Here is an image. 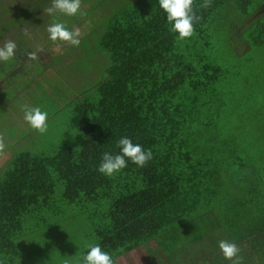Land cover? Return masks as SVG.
Here are the masks:
<instances>
[{
    "label": "trees",
    "instance_id": "obj_1",
    "mask_svg": "<svg viewBox=\"0 0 264 264\" xmlns=\"http://www.w3.org/2000/svg\"><path fill=\"white\" fill-rule=\"evenodd\" d=\"M192 9L199 17L193 34L178 40L157 0H117L96 41L99 54L110 64L95 91L79 94L73 105L70 126L82 136L81 149L64 146L45 154L22 148L13 151L3 167L0 264H18L16 241L29 235L28 224L57 208V188L63 201L78 211L107 208L105 223L96 229V244L110 254L113 264L140 249L150 264H218L224 261L220 251L204 249L203 255L214 260H195L191 247L203 239L209 242L211 219L227 208L236 212L228 219L247 225L236 239L246 241L244 246L258 241L264 232L258 216L264 213V195H255L256 202L250 201L254 207L248 208L240 195L216 192L218 171L199 143L197 127L202 110L214 101L209 96L217 84L226 81L232 69L254 65V57L264 58V0H193ZM21 16L15 1L0 0V36ZM230 29L225 45L235 62L226 67L215 58L217 47L224 44L216 35ZM15 50L32 55L0 62V70H13L6 81L35 76L41 61L21 46ZM3 84L0 105L8 107ZM123 136L150 150L152 158L142 167L128 163L111 177L100 174L103 153H117ZM235 163V174L253 170L245 160ZM225 225L220 221L223 229ZM241 247L239 257L248 250Z\"/></svg>",
    "mask_w": 264,
    "mask_h": 264
},
{
    "label": "rangeland",
    "instance_id": "obj_2",
    "mask_svg": "<svg viewBox=\"0 0 264 264\" xmlns=\"http://www.w3.org/2000/svg\"><path fill=\"white\" fill-rule=\"evenodd\" d=\"M13 1L20 6L22 16L1 34L0 47L6 41H13L24 52H32L41 64L37 65V74L26 80L21 76L6 81L13 70L8 71L7 67L0 70V85L4 83L2 98L10 100L7 108L0 105V131H3L0 143L14 151L24 148L52 154L64 146L78 151L82 136L70 126L74 101L84 91H95L110 64L107 56L99 54L96 41L101 38L117 0H80L83 15L78 12L72 16L58 11L49 14L46 9L52 6V0ZM4 2L8 4L9 0ZM56 22L70 31L78 30L79 45L50 41L47 27ZM231 30L216 35L224 44L217 47L215 58L226 67L235 62L233 51L225 45ZM13 56L29 58L28 53L18 52ZM247 59L249 63L250 58ZM253 60L254 65L243 63L244 67L232 69L233 74L217 84L216 93L209 96L214 99L209 101L213 106L202 110L197 127L199 143L206 147L211 166L218 171L216 192L240 195V202H248V208L254 207L250 201H254L255 195H264V58L257 56ZM29 106L47 113L45 133L38 134L23 118L18 119ZM7 151L3 155L8 160L11 153ZM236 159L245 160L253 170L243 169L245 172L235 174ZM54 199L57 208L28 224L29 235L16 241L20 251L18 264H79L87 247L96 244V229L105 223L107 208L90 206L81 211L71 208L63 201L61 188L56 189ZM215 215L217 225L220 221L224 225L231 220L228 217L235 218L236 212L227 208ZM117 260L119 264L151 261L144 249Z\"/></svg>",
    "mask_w": 264,
    "mask_h": 264
},
{
    "label": "clouds",
    "instance_id": "obj_3",
    "mask_svg": "<svg viewBox=\"0 0 264 264\" xmlns=\"http://www.w3.org/2000/svg\"><path fill=\"white\" fill-rule=\"evenodd\" d=\"M158 6L165 13L166 21L171 25L170 32L176 34V39L183 40L193 34V24L199 19L192 9L193 0H157ZM49 14L60 12L72 16L80 12V0H52V6L46 9ZM83 15L82 12H80ZM48 39L52 42H67L73 46L79 45L78 30H68L62 23H52L47 27ZM17 45L13 41H6L0 47V62L10 60ZM31 56V53H28ZM47 113L39 107L25 108L23 119L27 125L38 134L47 130ZM119 151L115 154L104 152L97 171L111 177L126 167L128 163L142 167L152 158L151 151L143 149L140 144L133 143L127 136L117 141ZM218 248L225 260L232 264H239V249L234 242L218 241ZM79 264H113V259L107 251L102 250L99 244L89 245Z\"/></svg>",
    "mask_w": 264,
    "mask_h": 264
},
{
    "label": "crops",
    "instance_id": "obj_4",
    "mask_svg": "<svg viewBox=\"0 0 264 264\" xmlns=\"http://www.w3.org/2000/svg\"><path fill=\"white\" fill-rule=\"evenodd\" d=\"M20 143L21 142H18V144L16 146H19ZM5 148L11 153V156H12V152L14 151L13 149H11V148L9 149L8 147H6L2 143H0V175L2 173L4 165L9 160V159L7 160V157L5 155H3L4 154L3 152L7 151V150H5ZM258 216L260 218H263L261 221H264V213L262 215L258 214ZM211 220L213 222L214 229H213V231L210 232V234L208 236L209 242L207 243V241L205 239H203L201 243L198 242L197 244L194 245V247H191V252H192L193 258L195 260H201V258H205V259L207 258V259L211 260L212 257H208L207 255H203V250L207 249L209 251V253H212V251H215V250H217V252H218V251H220L218 248V241L228 240L230 242H234L237 247L242 245L243 247H241V248H244V247L248 248L247 251H244L243 257L240 256L239 264H264V232H261V234L262 233L263 234L260 235L261 237L258 238L257 242H253L250 245L244 246L246 244L245 243L246 241L241 240V242H240L236 238L239 237V236H237L239 232L240 233L244 232V229L247 225H243L242 223H240L239 220H236L235 222H233L234 219H231V221L226 222V225L224 226V229H223V227H221L220 225H217L216 220H213V219H211ZM261 221L258 223V226H260ZM218 227L220 229H218ZM225 227H230V230H228V231L225 230ZM218 264H232V261L224 259V261H222Z\"/></svg>",
    "mask_w": 264,
    "mask_h": 264
}]
</instances>
